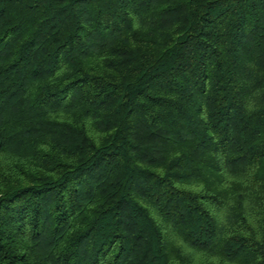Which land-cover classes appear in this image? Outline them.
<instances>
[{
    "label": "trees",
    "instance_id": "trees-1",
    "mask_svg": "<svg viewBox=\"0 0 264 264\" xmlns=\"http://www.w3.org/2000/svg\"><path fill=\"white\" fill-rule=\"evenodd\" d=\"M0 264H264V0H0Z\"/></svg>",
    "mask_w": 264,
    "mask_h": 264
}]
</instances>
